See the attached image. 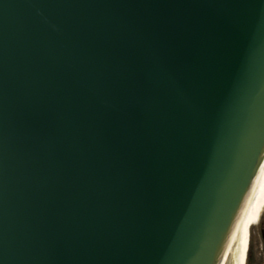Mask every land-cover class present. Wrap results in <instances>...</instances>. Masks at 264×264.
Segmentation results:
<instances>
[{
	"label": "water",
	"instance_id": "95a60500",
	"mask_svg": "<svg viewBox=\"0 0 264 264\" xmlns=\"http://www.w3.org/2000/svg\"><path fill=\"white\" fill-rule=\"evenodd\" d=\"M263 157L264 0H0V264H222Z\"/></svg>",
	"mask_w": 264,
	"mask_h": 264
},
{
	"label": "bare ground",
	"instance_id": "6f19581e",
	"mask_svg": "<svg viewBox=\"0 0 264 264\" xmlns=\"http://www.w3.org/2000/svg\"><path fill=\"white\" fill-rule=\"evenodd\" d=\"M264 208V166L235 230L222 264H243L247 247V232L255 224L259 212Z\"/></svg>",
	"mask_w": 264,
	"mask_h": 264
},
{
	"label": "flooded vegetation",
	"instance_id": "af4514ba",
	"mask_svg": "<svg viewBox=\"0 0 264 264\" xmlns=\"http://www.w3.org/2000/svg\"><path fill=\"white\" fill-rule=\"evenodd\" d=\"M244 264H264V208L250 233Z\"/></svg>",
	"mask_w": 264,
	"mask_h": 264
},
{
	"label": "rangeland",
	"instance_id": "374dc122",
	"mask_svg": "<svg viewBox=\"0 0 264 264\" xmlns=\"http://www.w3.org/2000/svg\"><path fill=\"white\" fill-rule=\"evenodd\" d=\"M250 232H249V234L251 233L252 234V232H253V227H250V230H249Z\"/></svg>",
	"mask_w": 264,
	"mask_h": 264
}]
</instances>
